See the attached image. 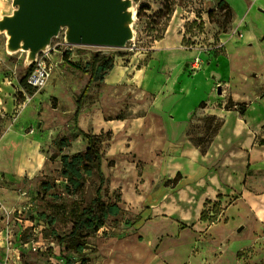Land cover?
Returning a JSON list of instances; mask_svg holds the SVG:
<instances>
[{
	"label": "rangeland",
	"instance_id": "rangeland-1",
	"mask_svg": "<svg viewBox=\"0 0 264 264\" xmlns=\"http://www.w3.org/2000/svg\"><path fill=\"white\" fill-rule=\"evenodd\" d=\"M2 1L7 8L0 16L12 10V0ZM219 1H135L136 38L124 48L71 45L62 32L47 53L48 62L54 65L52 78L45 88H35L33 95L20 84L27 72V53H9L7 37L0 33V264H65L63 248L67 245L62 247L53 232L60 237L69 234L74 210L87 206L96 196L97 175L89 177L83 194L77 195L67 193L61 175L62 156L87 148L86 139L75 127L74 113L76 98L90 79L88 63L96 52L111 57L114 67L103 80L92 84L79 125L87 132L103 133L99 144L108 177L103 199L119 203L122 211L110 215L105 226L86 240L88 263L264 264V130L248 154L239 153L236 140V146L223 155L226 162L212 160V165L221 168L230 194L212 198L202 209L205 217L201 219L200 213L196 221L187 223L180 218L181 210L191 203L184 201V171L185 166L188 170L195 167L187 161L192 159L194 143L188 137L191 146H186L181 139L168 136L170 113L166 112L172 111L170 115L183 121L202 101L212 112L221 110L225 96L218 89L219 95L215 93L209 80L200 77L191 86L189 100L166 102L162 114L153 107L155 74L150 71L146 81L138 76L143 69L153 70V54L168 35L171 48L167 51L173 54L170 62L177 64L197 54L186 63L184 71L189 77L200 71L206 55L226 56L222 41L233 34V10L230 18L225 8L218 7ZM227 1L236 10L242 7L241 0ZM257 1L264 3L245 0ZM142 4L149 8L140 11ZM229 65L220 62L210 66L211 72L219 74L221 86L230 85L242 97L238 102L255 104L252 116L259 109L264 111V79L259 74L247 80L233 75ZM183 86L188 89L189 83ZM236 117H224L221 141L225 145L238 137ZM208 125L207 116L196 110L188 131L195 139L205 136L207 140L211 134ZM179 169L183 177L173 186L170 179ZM173 206L180 214L171 212ZM163 211L168 214H160ZM65 253L74 264L82 263L74 252L67 249Z\"/></svg>",
	"mask_w": 264,
	"mask_h": 264
},
{
	"label": "crops",
	"instance_id": "crops-1",
	"mask_svg": "<svg viewBox=\"0 0 264 264\" xmlns=\"http://www.w3.org/2000/svg\"><path fill=\"white\" fill-rule=\"evenodd\" d=\"M241 3L242 7L240 9L236 10L232 8L233 34L231 35V38L223 39L222 41L227 46L226 56L222 55L218 57H210V55H206L207 60L205 61L204 65H202L200 71L196 72L194 76L189 77V75H187L184 70L187 65L186 63L194 60L197 57V54L193 59L184 58V60L175 64L174 61L170 62L173 54H170V52L167 51L171 48L169 47L171 43L167 39L170 38V35L162 40V47L153 54V59L151 61L153 70H150V68L143 69L138 75L140 76L141 80L146 81L148 80L146 76L150 73V71L153 72V75L155 74L152 76V81L155 80L154 83L157 81L156 85H152V89L156 91L153 107L156 108L158 112L165 114V103L168 101L170 102L175 98L183 101L189 100L192 97L190 95L191 86L192 84L195 85L200 77V79H204V82L209 80L210 84H212V89L215 91V93H217L218 87L221 86V80H218L220 76L217 72H211L213 69L210 68V66L219 65L220 62L230 63L229 66L233 75L243 76L247 80L251 78L252 74L255 76L256 74H259L257 77L264 79V9L262 8V6L264 7V3H258V1L255 3H246L245 0H241ZM6 8L7 4L3 3L0 7V11L5 10ZM230 40L232 41L231 46L228 45ZM162 50L164 52L163 54L160 52ZM194 50L197 52L196 49ZM239 54H241L243 57H241ZM174 68L178 70L177 77L174 75ZM207 70H209L210 75H207ZM211 79H215L216 81L213 82ZM159 81L161 82L159 83ZM185 82L189 83L188 89L183 86ZM221 87H223L221 95L225 96V101L221 106V110L219 111L212 112L209 108V104L204 101L206 103L205 107L200 108V103L193 106L189 111V115L183 121L178 120L176 116L170 115L172 111L166 112V114L168 112L170 113L167 114L169 115L170 119L167 124L168 136L172 140L181 139V142H185L186 146H191V144L188 143L191 142L189 141L187 135L188 124L192 113L196 110L201 111L202 116L217 115L221 117H227V114L237 115L236 118L238 123L235 126V133L238 136L237 139L231 140V142L227 145L222 143L221 139L226 123L225 120L223 127L212 142L207 154H201L200 150L196 146L192 145V159L186 158L187 161L191 162H186V164L189 163V165L195 167L191 170H188L185 166L184 176L187 178V180L185 185L186 187L183 190L184 195H186L184 201L191 202L193 200H200L202 202L200 210L201 214L202 209L205 206V202L208 199L212 200V198H217L219 194H230L229 184L223 180V172L221 168H219L218 164L212 165V160L215 159L218 161L217 163L226 162L223 155L225 154L226 150L236 146L234 145L236 140H238L239 143V153L244 152L248 154L253 150V148H255L257 138L264 130V111L259 109L257 110L258 113L252 116L250 113L255 104L250 102L247 103L248 108L244 116L240 115L237 110H226L225 105L228 100L226 97L228 95L229 97H232L235 102L242 101V97H240L237 93H234L231 86L228 84H222ZM228 91H230V94H228ZM259 100L260 102L263 101L262 98H259ZM245 132L246 135L242 137ZM172 144L175 145L174 142ZM196 162L200 163L202 167L196 166ZM179 171H181V169H179ZM176 195L177 194L174 196ZM172 208L173 209L171 212H173V214H180V211H176L175 206ZM160 214L168 213L163 211V213ZM180 218L183 220L182 217Z\"/></svg>",
	"mask_w": 264,
	"mask_h": 264
},
{
	"label": "water",
	"instance_id": "water-1",
	"mask_svg": "<svg viewBox=\"0 0 264 264\" xmlns=\"http://www.w3.org/2000/svg\"><path fill=\"white\" fill-rule=\"evenodd\" d=\"M135 1L12 0L11 12L0 16V33L9 53H27V69L62 32L71 45L124 48L136 38Z\"/></svg>",
	"mask_w": 264,
	"mask_h": 264
},
{
	"label": "trees",
	"instance_id": "trees-1",
	"mask_svg": "<svg viewBox=\"0 0 264 264\" xmlns=\"http://www.w3.org/2000/svg\"><path fill=\"white\" fill-rule=\"evenodd\" d=\"M218 7L225 8L229 12L228 14L230 18L232 17V7L227 0H220L218 2ZM147 8H149L148 5L142 4L140 11ZM64 56L65 61H67L68 55L65 54ZM75 66L78 67L79 65L75 64ZM88 66L90 68V79L83 91L76 98V110L74 113L75 127L78 129L80 135L86 139L87 148L85 151H80L72 155L65 154L62 156L61 175L63 180L66 182L65 189L70 195L83 194L86 181L91 176H98L99 185L96 190L95 198L87 206L77 207L74 210L73 214L75 220L72 231L62 237H60L56 231L53 232L62 247L67 245L63 248V258L65 260V264H74L73 259L65 253L67 249L80 257L82 261L81 264H91L88 263V259L85 257L86 248L88 246L86 240L93 234H97L101 228L105 226L106 219L110 215H118L122 211L119 203H106L103 199V192L108 182V177L106 176L103 168L104 154L99 144L103 133L100 135L93 134L85 131L79 125L83 106L92 84L96 81L103 80L104 76L114 67V63L111 57L100 52H96L92 55V59L88 63ZM32 68L33 65L27 69L25 76L20 81L21 86L30 95H33L35 92V88L27 81L28 73L32 70ZM200 106L205 107L206 103L202 101ZM247 108L248 104L235 102L232 97L228 98L225 105L226 110H237L242 116L246 114ZM207 120L209 122L207 131L211 133L207 140L205 139V136L195 139V137L191 136L189 131L187 132L190 140L203 155L207 154L212 142L225 123V119L217 115L207 116ZM107 134L108 137L111 136V132H108ZM182 177V172L178 171L176 176L173 179H170L173 186H177ZM45 184H47V181H44L42 186L44 187ZM221 196H223V194L218 195V197ZM210 201L211 200L208 199L205 202V205ZM204 217L205 211H202L201 219Z\"/></svg>",
	"mask_w": 264,
	"mask_h": 264
},
{
	"label": "built area",
	"instance_id": "built-area-1",
	"mask_svg": "<svg viewBox=\"0 0 264 264\" xmlns=\"http://www.w3.org/2000/svg\"><path fill=\"white\" fill-rule=\"evenodd\" d=\"M199 58L196 59L197 64ZM54 72V65L47 60V53L41 54L38 60L33 64L32 70L28 73L27 81L37 89H43L47 86Z\"/></svg>",
	"mask_w": 264,
	"mask_h": 264
},
{
	"label": "bare ground",
	"instance_id": "bare-ground-1",
	"mask_svg": "<svg viewBox=\"0 0 264 264\" xmlns=\"http://www.w3.org/2000/svg\"><path fill=\"white\" fill-rule=\"evenodd\" d=\"M2 4L3 1L0 0V7ZM201 206H202V202L200 200L191 201L190 204H188L187 206H185L183 210H181V215H182L181 217L187 223L196 221L199 218Z\"/></svg>",
	"mask_w": 264,
	"mask_h": 264
}]
</instances>
